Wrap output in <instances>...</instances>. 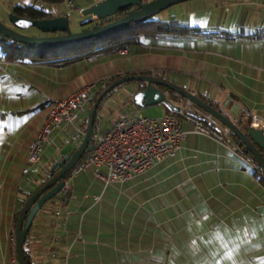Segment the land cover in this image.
<instances>
[{"label": "crops", "instance_id": "1", "mask_svg": "<svg viewBox=\"0 0 264 264\" xmlns=\"http://www.w3.org/2000/svg\"><path fill=\"white\" fill-rule=\"evenodd\" d=\"M69 1L76 10H61ZM98 1L83 0L73 20H86L82 10ZM0 2L9 7L5 16L12 6L35 4ZM67 2L47 11L56 17L78 11L76 0ZM162 21L200 28L207 35L144 39L141 45L127 47L126 55L105 52L70 65L0 58V207L12 211L5 226L15 224L10 205L13 180L36 182L50 162L71 154L60 135L41 166L27 165L30 145L51 104L85 85L102 81L100 92L118 76L159 75L214 102L235 122L251 115L264 121V0H189L169 10ZM95 74L92 81L86 79ZM74 80L79 89L62 96L63 86ZM159 105L169 113L166 103ZM121 107L105 108L103 121L113 125L125 114L142 115L144 109L128 101ZM215 127L222 135L224 130ZM181 128L186 137L177 158L129 183L105 187L91 172L73 174L66 183L70 199L59 194L33 222L26 243L33 264H264V184L255 164L240 154L229 136L221 141L198 134L186 118ZM63 200L70 215L58 219ZM55 233L59 240L52 259L48 244ZM8 250L0 247V264L12 263Z\"/></svg>", "mask_w": 264, "mask_h": 264}, {"label": "built area", "instance_id": "2", "mask_svg": "<svg viewBox=\"0 0 264 264\" xmlns=\"http://www.w3.org/2000/svg\"><path fill=\"white\" fill-rule=\"evenodd\" d=\"M67 7L70 11L76 10L74 3L70 1L67 2ZM106 53L126 55L128 51L127 48L117 47ZM102 84L100 81L85 85L68 98L51 104L42 129L30 145L28 166H41L47 149L56 144L60 135L65 138L64 146L69 147L71 153L81 148L86 137L85 122L89 118L93 98ZM166 97L169 99L168 92ZM167 105L169 113L160 118H147L135 113L120 118L113 125L104 124L99 120L94 127L93 150L80 161L73 174L91 172L105 187L133 181L162 162L177 158L186 137V132L181 128L183 118L194 126V131L198 134L214 135L221 141L229 135L227 128L219 135L196 117L193 109L196 113L199 111L189 101L182 105ZM251 127L264 131V121L257 115H251ZM254 169L257 170L256 167ZM95 199L98 201L100 197ZM69 215L70 210L63 200L56 217L61 219ZM56 226L58 232L60 225ZM58 240L59 236L55 233L48 244L52 259L56 257Z\"/></svg>", "mask_w": 264, "mask_h": 264}, {"label": "water", "instance_id": "3", "mask_svg": "<svg viewBox=\"0 0 264 264\" xmlns=\"http://www.w3.org/2000/svg\"><path fill=\"white\" fill-rule=\"evenodd\" d=\"M189 0H99L97 3L82 10L83 16H91L96 22L89 27H83L79 32H72L70 19L67 15L45 20H29L20 18L9 13L8 20L11 26L0 20V38L2 41L12 40L14 42L28 45L34 49H61L83 45L91 40H101L107 36L130 29L133 24H140L152 20L159 13ZM123 13L124 16L113 21L112 18ZM90 20V19H89ZM88 21V20H87ZM30 28L37 29L41 35L28 36L20 31ZM129 82H138L143 85L134 95L133 101L138 108H146L162 103L171 105L162 88L169 89L181 96L195 106L202 109L210 117L216 119L225 128L232 132L244 152H249L256 161V168L264 172V131L251 127L243 132L237 122L207 104L194 93L167 82L161 78L150 75H128L109 85L95 101L89 116L86 137L79 150L67 155L53 167L54 177L48 180L41 188L36 190L25 202L16 223V255L18 264H27L24 245L33 222L39 211L46 203L63 194L70 199L71 191L66 188V177L76 168L86 153L93 150V134L97 112L103 99L116 87ZM177 110L178 108L175 107Z\"/></svg>", "mask_w": 264, "mask_h": 264}, {"label": "trees", "instance_id": "4", "mask_svg": "<svg viewBox=\"0 0 264 264\" xmlns=\"http://www.w3.org/2000/svg\"><path fill=\"white\" fill-rule=\"evenodd\" d=\"M35 1H39V2H42L44 4H48V5H63L68 0H35ZM149 1L150 0H144L145 3L149 2ZM9 13H12V14L20 17V18L29 19V20H45V19H51V18L56 17L53 13L46 11L42 8H38L35 5H28V6L15 5L10 9ZM8 15H7V17H8ZM122 16H124L123 13L119 14L118 16H116V17H114L108 21L116 20L118 18H121ZM94 24H96V22L94 20L90 19L86 22H83L81 24V26L83 28V27H89L90 25H94ZM20 32L22 33V31H20ZM188 35H191L194 37H201L203 35H207V33L205 30L200 29V28L182 27V26H178L177 24H175L172 21L166 22V21H162V20L152 19V20L146 21L144 23L133 24L130 29L121 31V32L113 34L111 36H107L101 40L88 41L86 43H92V46L88 47L85 50H80L79 48H78L79 50H77V49L75 50V49H72L71 47H66V48H61V49H37V48L32 49L26 44L14 42L12 40L2 41L0 38V58L5 60V61H15V62L30 61L31 63H35V64L70 65V64H73L75 62L81 61L83 59H86V58H89V57H92V56H95L98 54L105 53V52H107L113 48H117V47L127 48L129 46L141 45L143 43L144 39H159V38H165L167 36L181 37V36H188ZM86 43H84V44H86ZM82 46H84V45H82ZM148 74H150V73H148ZM130 75H139V74H130ZM156 77L161 78V79L168 82L167 79H164V78L160 77L159 75H156ZM118 79H120L119 76L117 78L113 79L112 82H110V84H108L104 89H102L100 92H98V94L95 96V98L92 101L91 109H92L95 101L97 100V98L100 96V94L109 85H111L113 82H115ZM131 83H134V82L125 83L123 85H130ZM121 86L122 85L116 87L110 93H108V95H106V97L103 99L102 103L100 104L99 109L101 108L103 102L107 99V97H109L116 89L120 88ZM162 89L165 92H168L170 102L173 100L175 102H179L177 100H180V102H184V101L186 102L187 101L183 96H181V95H179V94H177V93H175L169 89H166V88H162ZM197 97L200 98L201 100H203L204 102H206L207 104L211 105L213 108H215L216 110H218L222 114H224L218 108V106H216V104L214 102H212L206 98L200 97V96H197ZM195 107L199 112H203V114H205V117H203V119H201L197 115V113H195L194 115L196 117L200 118L211 129L216 131L215 121H217V120L214 118H212L213 120H211L210 118L207 117L209 115L206 112H204L202 109H200L197 106H195ZM99 109L97 112L95 125H96L98 118H99V115H98ZM88 121H89V118L85 122V128L86 129L88 127ZM237 126L243 132H247L251 128V117L246 119V120H244V118L238 119ZM228 136L232 139L235 146L240 151V154L243 157L247 158L249 161H251L256 166V164H257L256 161L253 159L252 155L249 152L243 151V146H240L238 144V140H237L236 136L232 132H229ZM261 152H262V156L264 158V152L263 151H261ZM87 154L88 153H86V155ZM73 172H74V170L66 177V183L72 177ZM55 175H56V173L53 172V170H52L51 176L47 179V181L50 180ZM256 175L258 176L259 180L264 184V172L260 169H257ZM47 181L41 183L36 190L41 188ZM34 192H31V193L26 195V197H25L24 201L22 202L20 208L16 211L15 217H14L15 223L17 222V220L19 218V214H20L21 209L23 208L25 202L31 197V195ZM28 236H29V234H28ZM28 236H27V239H28ZM27 239H26V242L24 245V253H25L26 263L27 264H33L32 259L26 250Z\"/></svg>", "mask_w": 264, "mask_h": 264}, {"label": "rangeland", "instance_id": "5", "mask_svg": "<svg viewBox=\"0 0 264 264\" xmlns=\"http://www.w3.org/2000/svg\"><path fill=\"white\" fill-rule=\"evenodd\" d=\"M76 1H77V5H78V7H77L78 11H76L75 13H72V14H68L69 18L71 19L70 28H71V31L74 32V33L81 31L82 30L81 24L83 22H86L87 19L89 18V16H85V17H87L86 20H83V18H80L81 22H79V24L77 23V21L73 20V19H76L77 16H79V14H80V10L79 9H80V6L83 3V0H76ZM34 5L36 7H38V8H42V9H44L46 11L47 10H56V7H53L54 5L44 4V3L39 2V1H35ZM180 5L181 4H177V5L173 6V7L169 8V9H167V10L161 12V13H159L153 19L163 20L164 17L166 16V14H168L169 10H171L172 8H175L177 6H180ZM11 6L12 5H10V7ZM8 8H9L8 5L4 4L3 2H0V20L3 21L5 24L11 26L10 23H9L8 17L5 16V14L8 12ZM60 9L66 11V12L68 11L67 5L61 6ZM57 13L60 14V12H57ZM22 33L25 34V35H28V36H35L39 32L35 28H30V29L24 30ZM83 45L84 46L78 45V46L71 47V48L75 49V50L76 49L77 50H79V49L80 50H85L88 47L92 46V43H86V44H83ZM97 75L98 74L88 75L86 77V79L88 81H92L94 77L97 78ZM119 77L121 79V78H123L125 76H123V77L119 76ZM109 84H110V82H109ZM78 85H79V82L74 80L66 88H64V86H63L61 95L62 96L69 95L73 91L79 89ZM126 86L127 85H122L120 88L116 89L109 97H107V99L103 102L101 108L99 109L98 121L101 120L104 124H106L103 121V119H104L103 111L105 110V108H110L111 110H113L114 108H118L119 106L123 107V105L127 101H128V103L129 102L130 103L134 102V101H132L131 94L133 93V90L136 89L139 86V83L138 82L131 83L130 87L127 88L125 91H123V88H125ZM117 90H120V92H121L119 94V97H117L115 95V92ZM133 98H134V96H133ZM177 101H179V102H176L177 103L176 105H182V104H185L186 102H188V101L180 102V100H177ZM193 106L195 107L194 104H193ZM162 108L163 107H161V105H155V106L146 107L144 109H141V112H142V115L144 117H147V118H160V117L165 115L163 113V109ZM124 111H126V110H124ZM193 111H195V113H196L195 109H193ZM128 115H131V114H128ZM197 115L201 119H203V117H205V114H203V112H197ZM125 116H127V114H125ZM207 117L210 118L211 120H213L212 117H210V116H207ZM215 125L219 128V130L223 131V130L226 129L218 121H215ZM68 151L70 152V150H67V151H65V154H67ZM61 158L62 157H59V159H61ZM59 159L56 160V161L50 162L49 165H48V169H46L44 174H40L38 176V179H37L36 182L35 181L34 182L31 181V178L29 179V181H27V180H25L23 178L13 180L12 190L10 191L11 192V195H10L11 203H10V205H11V208L12 207L15 208V212L20 208L22 202L24 201V199H25V197H26V195L28 193L36 191V189L39 187V185L41 183L47 181V179L51 176V172L53 170V167L57 164V162H59ZM11 212L12 211H8L7 212V211H5V209H2V207H0V247L4 249V247L7 246L8 249H9L8 252H10V254L12 255V263L11 264H18L17 255H16V242H15L16 241V223L17 222L15 224L7 223L6 226L4 225L5 220H7L10 217V213ZM6 215H7V217H6ZM7 264H9V263H7Z\"/></svg>", "mask_w": 264, "mask_h": 264}, {"label": "flooded vegetation", "instance_id": "6", "mask_svg": "<svg viewBox=\"0 0 264 264\" xmlns=\"http://www.w3.org/2000/svg\"><path fill=\"white\" fill-rule=\"evenodd\" d=\"M38 35H41V33H38V34L35 35V36H38ZM139 86H140V87H139V90L142 89L143 85H142V84H139Z\"/></svg>", "mask_w": 264, "mask_h": 264}]
</instances>
